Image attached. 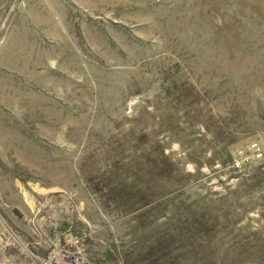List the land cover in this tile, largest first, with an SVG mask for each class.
<instances>
[{
  "label": "rangeland",
  "instance_id": "374dc122",
  "mask_svg": "<svg viewBox=\"0 0 264 264\" xmlns=\"http://www.w3.org/2000/svg\"><path fill=\"white\" fill-rule=\"evenodd\" d=\"M264 264V0H0V264Z\"/></svg>",
  "mask_w": 264,
  "mask_h": 264
},
{
  "label": "built area",
  "instance_id": "2783aa9c",
  "mask_svg": "<svg viewBox=\"0 0 264 264\" xmlns=\"http://www.w3.org/2000/svg\"><path fill=\"white\" fill-rule=\"evenodd\" d=\"M65 264H70V263H65ZM80 264V263H79Z\"/></svg>",
  "mask_w": 264,
  "mask_h": 264
}]
</instances>
